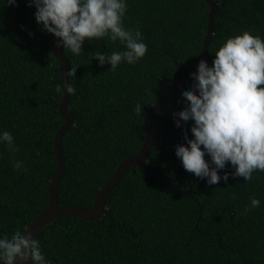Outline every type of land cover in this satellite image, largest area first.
I'll use <instances>...</instances> for the list:
<instances>
[{"label": "trees", "instance_id": "1", "mask_svg": "<svg viewBox=\"0 0 264 264\" xmlns=\"http://www.w3.org/2000/svg\"><path fill=\"white\" fill-rule=\"evenodd\" d=\"M218 6L207 54L215 55L229 37L249 31L264 40V0H213ZM126 28L142 33L148 51L136 64L115 71L99 66L88 53L124 51L105 38L82 44L84 54L62 48L75 89L68 109L74 122L61 141L64 172L56 190L59 207H92L125 158L135 155L144 139V115L157 107L171 86L198 65L207 24L203 0H125ZM28 0H0V135L10 132L18 151L0 143V239L24 231L48 206V181L56 172L53 138L62 126L58 112L62 91L60 63L52 48L58 38L43 30ZM31 33V35H30ZM212 62L209 63V66ZM68 70V71H69ZM152 119L153 140L166 143L178 131L191 132L193 121L177 128L173 113L183 110L181 95ZM141 112L136 113V105ZM192 133V132H191ZM192 139L193 137H188ZM153 146L146 163L153 171L131 167L105 202L100 220L57 218L35 236L51 264H264V172L253 180L221 179L208 185L187 172L175 145ZM203 150V146H201ZM23 167L14 169V161ZM205 160L211 157L206 153ZM167 169H174L184 179ZM234 171L230 162L219 170ZM235 195V199L232 196ZM255 197L258 208L243 209ZM2 264V262H0Z\"/></svg>", "mask_w": 264, "mask_h": 264}, {"label": "clouds", "instance_id": "2", "mask_svg": "<svg viewBox=\"0 0 264 264\" xmlns=\"http://www.w3.org/2000/svg\"><path fill=\"white\" fill-rule=\"evenodd\" d=\"M8 4L15 6L16 0H8ZM27 6L35 7V19L43 30L59 38L56 46L73 55L84 54L82 44L86 39L91 42L106 37L123 44L124 51L88 53L89 61L98 60L101 67L107 63L111 66L108 70L115 71L121 63L136 64L148 51L138 27L126 28L122 22L128 7L125 0H28ZM76 69L70 68L65 74L67 83L63 87L70 95L75 94L70 78L75 77ZM190 76L193 83L181 92L185 106L173 113V119L177 128H182L181 121H193V138L184 131L187 146L177 143L175 154L187 172L207 178L208 185L221 179L227 183L230 175L251 182L256 170L264 172V40L249 31L229 37L216 51L212 65L201 59ZM56 91H61L60 84ZM135 111L141 112L139 104ZM0 143L13 154L18 151L10 132L0 135ZM206 153L210 163L205 160ZM226 162L234 171L220 176L218 171L225 169ZM13 167L20 169L23 162L16 160ZM259 206L260 201L252 197L242 214ZM28 261L51 264L31 233L17 229L10 239H0L2 264Z\"/></svg>", "mask_w": 264, "mask_h": 264}, {"label": "water", "instance_id": "3", "mask_svg": "<svg viewBox=\"0 0 264 264\" xmlns=\"http://www.w3.org/2000/svg\"><path fill=\"white\" fill-rule=\"evenodd\" d=\"M208 6L207 13V24L204 40L202 42L200 58L205 60L208 64L215 59V55L207 54V48L211 37L213 35V21L214 16L218 10L216 2L213 0H203ZM59 39V38H58ZM57 43V42H56ZM55 45L52 48L53 57L60 63V85L62 91V98L58 105V112L60 117L63 120L62 126L56 132L53 138V155L56 160V172L53 177L48 181V206L40 213L33 221H31L24 231H27L32 234V237L35 238L37 233L52 220L57 218H65L69 216H76L87 222L100 220L105 212V202L108 194L113 191L118 183L121 181L123 175L131 167H141L143 169H149L153 171H161L159 168H150L146 164L147 155L149 150L153 146L158 147H169L173 141L179 137L183 136L184 131H178L175 133L166 144H162L153 140V130H152V119L160 113H163L170 105L172 98L176 92L187 82L193 81V78L188 74L187 76L177 80L171 88L168 90L166 96L162 102L155 108L149 110L143 118V128H144V139L140 146L139 151L132 156H129L123 159L117 166V169L112 174L110 180L104 184L94 196L92 207L89 209L79 207V206H68V207H59L57 205L56 190L60 179L64 172V159L61 153V141L66 132L72 127L74 119L72 113L68 109L69 102L71 100V95L67 93L66 88L63 87L67 83L65 74L69 70V63L62 52V46L57 47ZM197 67L192 72H196ZM188 137H193L192 133H188ZM172 173L180 175L186 184L188 185L189 191L191 192V186L189 184L188 178L183 176L181 173L175 171L174 169H167ZM28 264H32L31 261H28Z\"/></svg>", "mask_w": 264, "mask_h": 264}]
</instances>
